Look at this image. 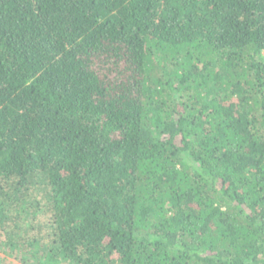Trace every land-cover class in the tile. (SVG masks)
I'll list each match as a JSON object with an SVG mask.
<instances>
[{
	"label": "trees",
	"instance_id": "obj_1",
	"mask_svg": "<svg viewBox=\"0 0 264 264\" xmlns=\"http://www.w3.org/2000/svg\"><path fill=\"white\" fill-rule=\"evenodd\" d=\"M0 246L264 264V0H0Z\"/></svg>",
	"mask_w": 264,
	"mask_h": 264
},
{
	"label": "rangeland",
	"instance_id": "obj_2",
	"mask_svg": "<svg viewBox=\"0 0 264 264\" xmlns=\"http://www.w3.org/2000/svg\"><path fill=\"white\" fill-rule=\"evenodd\" d=\"M31 254L32 253H30L29 255H26L18 251L11 253L9 251H6L3 247L0 246V264H39L35 256L30 258L31 260L24 262V258L22 257L24 255L28 257V256H31Z\"/></svg>",
	"mask_w": 264,
	"mask_h": 264
}]
</instances>
